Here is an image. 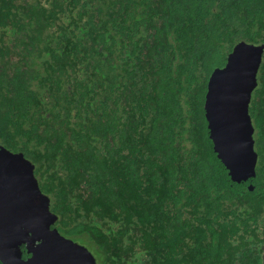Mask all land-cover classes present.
<instances>
[{"label":"trees","instance_id":"obj_1","mask_svg":"<svg viewBox=\"0 0 264 264\" xmlns=\"http://www.w3.org/2000/svg\"><path fill=\"white\" fill-rule=\"evenodd\" d=\"M240 40L264 43V0H0V145L96 264H261L264 51L254 177L231 178L204 109Z\"/></svg>","mask_w":264,"mask_h":264},{"label":"water","instance_id":"obj_2","mask_svg":"<svg viewBox=\"0 0 264 264\" xmlns=\"http://www.w3.org/2000/svg\"><path fill=\"white\" fill-rule=\"evenodd\" d=\"M263 51L264 43L238 41L225 65L212 71L207 84L204 109L209 137L218 159L235 181L256 174L258 154L249 104L258 83ZM237 53L238 60L233 62ZM229 69L225 80L220 74ZM225 125L233 141L228 162L217 144ZM0 158L1 264H96L94 254L84 244L62 235L54 226L57 215L50 210L49 196L40 189L34 164L21 151L14 152L3 145ZM21 244L31 254L28 258L22 257ZM261 248L264 264V245Z\"/></svg>","mask_w":264,"mask_h":264},{"label":"snow or ice","instance_id":"obj_3","mask_svg":"<svg viewBox=\"0 0 264 264\" xmlns=\"http://www.w3.org/2000/svg\"><path fill=\"white\" fill-rule=\"evenodd\" d=\"M239 57V53H237L236 56L233 57V62H236L238 60ZM232 69V67H231ZM231 69H229L228 71L221 73L220 76L223 77L225 80L228 78V75L231 71ZM232 137L230 136L227 126H222L220 129V133L218 136V140H217V144H218V148L221 152L222 157L225 158V161L228 162V159L230 157L231 154V150H232ZM2 158H0V164H2Z\"/></svg>","mask_w":264,"mask_h":264},{"label":"flooded vegetation","instance_id":"obj_4","mask_svg":"<svg viewBox=\"0 0 264 264\" xmlns=\"http://www.w3.org/2000/svg\"><path fill=\"white\" fill-rule=\"evenodd\" d=\"M251 101V100H250ZM254 127V126H253ZM254 133V132H253ZM254 138V137H253ZM255 149V148H254ZM256 151V150H255ZM55 224V223H54ZM21 251H22V257L23 258H28L31 254L30 253H28L27 251H26V249H25V245H23V244H21ZM0 264H1V262H0Z\"/></svg>","mask_w":264,"mask_h":264}]
</instances>
